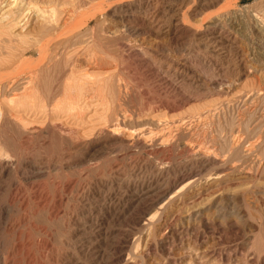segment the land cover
I'll return each mask as SVG.
<instances>
[{"label": "rangeland", "instance_id": "rangeland-1", "mask_svg": "<svg viewBox=\"0 0 264 264\" xmlns=\"http://www.w3.org/2000/svg\"><path fill=\"white\" fill-rule=\"evenodd\" d=\"M125 1L93 3L92 0L91 4L87 0L84 3L81 0H26L37 11L41 8L40 17L31 15L23 31L16 27L6 33L0 28V75L3 76L0 80L16 72L26 74L38 65L42 69L45 65L47 69L50 64V69L42 71L46 77H53L44 78L49 81L43 80L40 84L33 103L21 101L22 105L17 102L12 107L6 98L0 97L6 105L0 101L1 107L14 119L24 122L21 121L27 137L32 134L30 144L24 147L25 151H20L24 164L12 165L11 173L0 177V188L4 191L0 190V208L4 207L5 211L0 214V263L9 239L2 226L6 220H17L22 213L18 204L8 208L4 189L16 183L21 194L30 198L31 184L37 181L45 201L41 206L44 211L40 210L43 220L40 225L46 232L42 240L47 248L43 247L41 255L36 257L41 264H264V97L257 95L261 90L264 92V0H143L145 4L133 12L122 8ZM61 7L76 9L70 25L73 27L75 23L77 31L76 38L59 49L61 54L54 62V49L59 47L55 46L58 31L53 14ZM84 21L87 25L81 26ZM38 39L49 50L40 58L35 52L38 45L33 42ZM76 39L83 41L77 43ZM69 77L81 95L68 106L63 90ZM54 99L56 103L62 102L57 106L60 109L54 108ZM235 126L238 134L232 133L237 130ZM60 129L64 134L70 132L66 138L86 148L68 151L65 145L56 147L53 140L60 138ZM5 134L15 138L10 131ZM163 137L168 143H163ZM250 140L255 141L256 147L245 157ZM194 143L210 147L214 150L211 156L216 155L226 163V168H232L224 170L225 178L219 186L234 193L222 196L218 214L212 207L202 221L185 219L182 212L194 204L190 203L194 199L190 194L196 184L211 174L204 171L202 179L198 176L200 180L195 178L196 182L186 189L182 190V186L174 193L171 191L167 197L171 198L162 201V209L151 212L155 218L147 226L143 218L151 214L143 217L146 200L133 202V192L126 191L125 185L155 183V180L164 184L173 181L175 175H186L192 169L191 172L197 171L194 163L202 153L195 151L191 146ZM230 145L238 150L234 152ZM154 146L160 150L159 154ZM35 175L37 178L32 180ZM212 188L205 192H212ZM83 189L87 196L82 197ZM116 197L127 203L128 213L109 222L107 240L97 245L96 231L87 230V219L98 213L102 201ZM56 210L60 215L54 218L52 214ZM69 217H76L73 225L80 227L68 225ZM47 219L49 223L44 222ZM21 232L19 229L16 236ZM96 246L103 249L99 257H95V249L91 250ZM86 247L87 254L81 251Z\"/></svg>", "mask_w": 264, "mask_h": 264}, {"label": "bare ground", "instance_id": "bare-ground-1", "mask_svg": "<svg viewBox=\"0 0 264 264\" xmlns=\"http://www.w3.org/2000/svg\"><path fill=\"white\" fill-rule=\"evenodd\" d=\"M83 2V0H81ZM97 1V0H95ZM93 0V3L95 2ZM127 1V0H126ZM125 1V6H123L122 8H126L125 11H132L133 9H138L140 7H142L145 3V1L143 2V0H128L127 2ZM219 1V0H218ZM92 0H87V3H91ZM147 2V1H146ZM74 3V2H72ZM84 3V2H83ZM91 3V4H93ZM100 3V2H99ZM118 4V3H117ZM147 4V3H146ZM33 4H30L28 2H26V0H0V22H1V25H3L1 28V31H6L9 32L10 30H16L15 28L18 27L19 30H22L26 27L27 25V22H28V19L29 17H31V15H35V16H38L39 11L40 9H38L37 11V8H35L34 6H32ZM97 5V4H96ZM99 6V5H98ZM122 6V5H121ZM147 6V5H146ZM67 7V6H66ZM63 8L61 7L60 10L58 11L57 14H53V15H56V18L53 19L55 20V25L54 23L53 24H49L50 25H54V27L56 26V29L58 31V34L55 35V39H56V45L55 46H58L59 48H55L54 49V55H53V60L54 62H56L55 60L58 58V55L61 54L59 53V49L60 48H63V46H65L64 44H67L71 38L73 39L76 31L75 30L76 26H75V23H74V26L72 27L70 25L71 22H73V20L75 19L76 17V9L75 8ZM100 7V6H99ZM117 7V6H116ZM83 8V7H82ZM102 8V7H101ZM121 8V9H122ZM78 9V8H77ZM80 9V8H79ZM121 9H119L121 11ZM112 10V9H111ZM51 11V10H50ZM53 11V10H52ZM78 11V10H77ZM194 11V10H193ZM117 12V11H116ZM133 12V11H132ZM55 13V12H54ZM78 13V12H77ZM143 13V12H142ZM42 14V13H40ZM90 14V13H89ZM121 15V14H120ZM44 16V15H43ZM108 16V15H107ZM40 17V15L38 16ZM93 17V16H92ZM42 18V17H41ZM90 19V18H89ZM94 19V18H93ZM45 21V20H44ZM43 21V22H44ZM76 21V20H75ZM82 21V20H81ZM90 21V20H88ZM45 23V22H44ZM47 23V21H46ZM49 23V22H48ZM87 21H84L83 22V25L80 24L81 26H86L87 25ZM254 23V22H253ZM72 24V23H71ZM79 24V23H78ZM0 25V26H1ZM40 25V24H39ZM80 25H77L78 28H81ZM141 25V24H140ZM218 25V24H217ZM42 26V25H41ZM80 26V27H79ZM95 26V25H94ZM52 27V26H51ZM96 27V26H95ZM48 28V27H47ZM129 28V27H128ZM209 28V27H208ZM207 28V29H208ZM39 29V28H38ZM37 29V30H38ZM43 29V28H42ZM45 29V27H44ZM43 29V30H44ZM53 29V28H52ZM84 29V28H83ZM95 29V28H94ZM157 29V28H156ZM90 30V29H89ZM132 30V29H131ZM0 31V32H1ZM88 31V30H87ZM199 31V30H197ZM219 31V30H218ZM12 31H10L9 33H11ZM39 32V30H38ZM79 32V31H78ZM95 32V31H94ZM121 32V31H120ZM4 33V32H3ZM46 33V32H45ZM53 33V31L51 32ZM81 33V32H80ZM79 33V34H80ZM86 33V32H84ZM123 33V32H122ZM136 33V32H135ZM157 33V32H156ZM160 33V32H159ZM30 34V33H29ZM35 34V33H33ZM94 34V33H93ZM92 34V35H93ZM120 34V33H119ZM145 34V33H144ZM2 35V34H1ZM4 35V34H3ZM26 35V34H24ZM78 35V34H77ZM81 35V34H80ZM88 35V34H87ZM90 35V34H89ZM91 35V36H92ZM95 35V34H94ZM146 35V34H145ZM46 36V35H45ZM66 36V37H65ZM68 36V37H67ZM79 36V35H78ZM77 36V38H78ZM85 36V35H84ZM26 39H27V36H25ZM31 36L28 37V39H32V37L30 38ZM49 37V36H48ZM80 37V36H79ZM83 37V36H82ZM94 37V36H93ZM38 38V37H37ZM51 38V37H50ZM76 38V36H75ZM86 38V37H84ZM98 38V37H97ZM82 39V38H81ZM96 39V38H95ZM35 40V38H34ZM34 45H38L37 47V50L35 52H38L37 55L39 54V58L40 57H43L46 53V51L48 49H46V45L43 46V45H40V41L39 39L34 41ZM54 40V39H53ZM52 40V41H53ZM74 40V39H73ZM27 41V40H26ZM42 41V40H41ZM83 41V40H82ZM81 42H77V39H76V42L77 43H82ZM87 41V40H86ZM32 42V44H33ZM48 43L46 44H49V41H47ZM24 43V41H23ZM28 43V42H27ZM70 43H73V42H70ZM84 44L85 43V40L83 42ZM97 43V42H95ZM4 44V43H3ZM30 44V43H29ZM74 44V43H73ZM99 44V43H98ZM263 44V43H262ZM28 45V44H27ZM33 45V47H35ZM72 45V44H71ZM76 45V44H74ZM72 45V46H74ZM77 45H80V44H77ZM82 45V44H81ZM96 45V44H95ZM48 46V45H47ZM50 47V45H49ZM48 47V48H49ZM18 48V47H17ZM85 48V47H84ZM82 48V50L84 49ZM16 49V48H15ZM26 49V48H25ZM36 49V47L34 48ZM28 50V49H27ZM78 50V49H77ZM75 50V51H77ZM24 51V50H23ZM49 51V50H48ZM51 51V50H50ZM68 51V50H67ZM74 51V50H73ZM14 52V51H13ZM25 52V51H24ZM53 52V51H51ZM84 52V50H83ZM82 52V53H83ZM18 53V51L16 52ZM76 53V52H75ZM127 53V52H126ZM22 54V53H21ZM50 54V52H49ZM52 54L50 55H47L48 57L51 56ZM75 55V54H74ZM73 55V56H74ZM82 55V54H81ZM13 56V55H12ZM61 56V55H60ZM65 56V55H64ZM47 57V58H48ZM76 57V56H75ZM84 57V56H83ZM45 58V57H44ZM45 58V59H47ZM52 58V57H51ZM43 59V58H42ZM80 59V58H79ZM41 60V59H40ZM49 60H50V57H49ZM60 60V59H59ZM58 60V61H59ZM78 60V59H77ZM38 61V60H37ZM42 61V60H41ZM52 61V60H51ZM49 61V62H51ZM68 60H66L67 62ZM70 61V60H69ZM68 61V62H69ZM40 62V61H38ZM53 62V63H54ZM47 63V62H46ZM52 63V62H51ZM64 63V62H63ZM73 63V62H72ZM71 63V64H72ZM77 63V61H76ZM33 64V63H32ZM40 64V63H39ZM48 64V63H47ZM55 64V63H54ZM54 64L52 65V67L54 66ZM67 64V63H66ZM69 64V63H68ZM75 64V63H73ZM78 64V63H77ZM83 64V63H82ZM85 64V63H84ZM35 65H37L35 63ZM27 66V65H26ZM51 66V64H50ZM48 65V68L50 67ZM89 66V65H88ZM101 66V65H100ZM18 67V65H17ZM47 67V66H46ZM45 65H43V69H45V71L48 69H46ZM56 67V66H55ZM58 67V66H57ZM56 67V69H57ZM21 68V67H19ZM34 68V66H33ZM87 68V67H86ZM22 69V68H21ZM20 69V70H21ZM28 69V68H26ZM25 69V70H26ZM39 65L38 67L28 71V73L26 74H16L17 70L15 71V75L13 76H9L7 75L6 78L0 80V97L2 98H6L7 99V103L9 106H12L14 105L15 103L18 102H21V101H25V102H28V103H33V101L35 99H37V96H36V93H38V89H39V86L40 84L43 82L44 80V83L45 81H49V79H44V78H48L50 77L51 75H48V77H46L43 73V70ZM50 69V68H49ZM52 70V69H51ZM71 70V69H70ZM74 70V69H73ZM44 71V72H45ZM14 72V71H13ZM22 72V71H21ZM27 72V71H26ZM48 73V72H47ZM70 73V72H69ZM73 73V72H71ZM49 74V73H48ZM52 74V73H50ZM54 74V73H53ZM52 74V75H53ZM11 75V74H10ZM73 75V74H72ZM1 76V75H0ZM9 76V77H8ZM85 76V75H84ZM210 76V75H209ZM218 76V75H217ZM3 76H1L0 78H2ZM52 77V76H51ZM50 77V78H51ZM55 79H56V76H54ZM58 77V76H57ZM86 77V76H85ZM68 78V77H67ZM186 78V77H185ZM226 78V77H225ZM53 79V77H52ZM205 79V78H204ZM59 80V79H58ZM61 80V79H60ZM225 80V79H224ZM53 80H51V83ZM66 81V80H65ZM63 81V82H65ZM56 82V81H55ZM87 82V80H86ZM59 83V81H58ZM224 83V82H223ZM48 84V82H47ZM73 84V83H72ZM71 84V79L69 77V79L65 82V86L64 88L66 90H63L65 91V102L68 103V106L70 104H72V101L75 99V98H79L81 95L80 94V91L77 90L75 88V86H72ZM43 85V84H42ZM50 85V84H48ZM85 86V85H84ZM199 86V85H198ZM201 86V85H200ZM217 86V85H216ZM223 86V85H221ZM60 87V86H59ZM57 86V88H59ZM63 87V86H62ZM45 88V87H44ZM46 90L49 89V88H45ZM60 89V88H59ZM80 89V88H79ZM87 89V88H86ZM216 89V88H215ZM40 90V89H39ZM54 92H57L55 91V89L53 88ZM37 91V92H36ZM62 91V92H63ZM204 91V90H203ZM46 92V94H45ZM44 94L46 95L45 97V100L44 102H46V98H47V91H45ZM53 92V91H51ZM59 92V91H58ZM57 92V93H58ZM85 92V93H84ZM83 93L86 94V91H84ZM170 92V91H169ZM202 92V91H201ZM48 93H50V91L48 90ZM56 93V94H57ZM120 93V92H119ZM125 94V92H123ZM63 94V93H62ZM127 94V92H126ZM125 94V95H126ZM38 95V94H37ZM39 95H41L40 91H39ZM49 95V94H48ZM51 95V94H50ZM49 95V96H50ZM119 95V94H118ZM132 95V94H131ZM254 95V94H253ZM258 97L261 98L264 97V92H262V90L260 92H258ZM42 96V95H41ZM254 97V96H253ZM252 97V98H253ZM43 98V97H42ZM124 98V97H123ZM51 99V98H50ZM49 100V98L47 99ZM56 99H54V103H56L55 101ZM120 100V99H119ZM124 100V99H123ZM122 102H125L123 101ZM148 100V99H147ZM190 100V99H189ZM243 100V99H242ZM256 100V99H255ZM259 100V98H258ZM2 102V99L0 100ZM6 101V100H5ZM52 101V100H51ZM64 101V100H63ZM0 102V103H1ZM24 102V103H25ZM49 102V101H48ZM61 102V101H60ZM60 102H57L55 105H54V108H56L58 106V104ZM64 102V103H65ZM244 102V101H243ZM22 103V102H21ZM20 103V104H21ZM23 103V104H24ZM43 103V102H42ZM53 103V104H54ZM62 103V102H61ZM3 105V102L1 103ZM6 104V102L4 103ZM19 104V106H20ZM75 104V103H74ZM245 104V103H244ZM255 104V103H254ZM22 105V104H21ZM35 105V104H34ZM60 105V104H59ZM127 105V104H126ZM226 105V104H225ZM243 105V104H242ZM3 106H6V105H3ZM52 106V104H51ZM122 106V104H121ZM147 106V105H146ZM162 106V105H161ZM246 106V105H245ZM248 106V105H247ZM258 106V105H257ZM262 106V105H261ZM13 107V106H12ZM18 107V106H17ZM29 107V106H28ZM126 107V106H125ZM37 108V107H36ZM53 108V107H52ZM58 109H60L59 107H57ZM68 108V107H67ZM215 108V107H214ZM222 108V107H221ZM241 108V107H240ZM244 108V107H243ZM242 108V110H243ZM257 108V107H256ZM15 109V108H14ZM24 109V108H23ZM49 109V108H48ZM58 109H55V110H58ZM204 109V108H203ZM234 109V108H233ZM248 109V108H247ZM255 109V108H254ZM30 110V109H29ZM42 110V109H41ZM210 110V109H209ZM208 110V111H209ZM212 110V109H211ZM257 110V109H256ZM128 111V110H127ZM232 111V110H231ZM241 111V110H240ZM239 111V112H240ZM19 112V111H18ZM125 112V111H124ZM130 112V111H129ZM238 112V111H237ZM238 112V114H240ZM247 112V111H246ZM13 113V112H12ZM209 114V112H207ZM11 113H7V111H5L1 105H0V177H5V176H8L10 173H11V167L12 165H16L19 164L22 165L24 164L23 161H21V154H20V151L24 150V147H26L28 145L29 142H31L29 140V136L32 135H26V132L24 129V122L22 123L20 120H18L17 118L14 119L12 115H10ZM51 114V113H50ZM122 114V113H121ZM126 114V113H125ZM128 114V113H127ZM213 114V113H212ZM243 114V113H242ZM195 115V114H194ZM205 115V113H204ZM214 115V114H213ZM121 116V115H120ZM190 116V115H189ZM203 116V114H202ZM249 116V115H248ZM132 117V116H131ZM193 117V116H192ZM204 117V116H203ZM255 117V116H254ZM120 118V117H119ZM122 118V117H121ZM194 118V117H193ZM202 118V117H201ZM260 118V117H259ZM118 119V118H117ZM124 119V118H123ZM170 119V118H169ZM199 119V117H198ZM208 119V117L206 118ZM216 119V118H215ZM264 119V118H263ZM168 120V119H167ZM181 120V119H180ZM184 120V118H183ZM195 120V119H194ZM203 120V119H202ZM259 121V119H258ZM264 121V120H263ZM194 122V121H193ZM200 122V121H199ZM208 122V121H207ZM212 123V122H211ZM160 124V123H159ZM178 124V123H177ZM181 124V123H180ZM239 124V123H238ZM254 124V123H253ZM110 125V124H109ZM174 125V124H173ZM183 125V124H182ZM199 125V124H198ZM28 126V125H26ZM123 126V125H122ZM155 126V125H154ZM158 126V124H157ZM181 126V125H180ZM178 126V127H180ZM186 126V125H185ZM201 126V125H200ZM52 127V126H51ZM118 127V126H117ZM187 127V126H186ZM185 127V128H186ZM236 127V126H235ZM243 127V126H242ZM26 128V127H25ZM153 128V127H152ZM175 128H177L175 126ZM182 128V127H181ZM188 128V127H187ZM190 128V127H189ZM210 128V127H209ZM237 128V127H236ZM235 128V129H236ZM138 129V127H137ZM149 129V128H147ZM163 129V128H162ZM166 129V128H165ZM178 129V128H177ZM199 129V128H197ZM202 129V128H201ZM262 129V128H261ZM126 130V129H125ZM132 130V129H131ZM135 130V129H134ZM140 130V129H139ZM176 130V129H175ZM180 130V128L178 129ZM177 130V131H178ZM245 130V129H244ZM7 131H10L12 134L14 133V136L15 138L12 136L10 138H8V135L5 136L6 132ZM64 131V130H63ZM61 132V129H60V132L59 133V136L60 138L58 137L56 140H53V142L55 141L56 142V147H59L61 145H65L67 150H83L86 148V146L84 144H81L79 142H77L76 140L75 141H72L70 138H66L68 137L70 132L68 131H65V132H68V133H65L64 132ZM117 131V130H116ZM149 131V130H148ZM162 131H165V130H162ZM171 131V130H170ZM182 131V130H181ZM218 131V130H217ZM232 131V130H231ZM246 131V130H245ZM50 132V131H49ZM113 132V131H112ZM111 132V133H112ZM134 132V131H133ZM185 132V131H184ZM183 132V133H184ZM187 132V130H186ZM185 132V133H186ZM189 132V131H188ZM187 132V133H188ZM197 132V131H196ZM203 132V131H202ZM30 133V132H29ZM51 133V132H50ZM108 133V132H107ZM116 132H114L115 134ZM119 133V132H118ZM148 133V132H147ZM151 133V132H150ZM172 133V132H171ZM176 133V132H174ZM220 133V132H219ZM228 133V132H227ZM232 133H235V134H238V128L237 130H233ZM253 133V132H252ZM63 134V135H62ZM66 134H69L68 136H65ZM109 134V133H108ZM113 134V133H112ZM113 134V135H114ZM159 134V133H158ZM161 134V132H160ZM180 134V133H179ZM189 134V133H188ZM196 134V133H195ZM52 135V134H51ZM62 135V137H61ZM120 135V134H119ZM132 135V134H131ZM136 135V134H135ZM134 135V136H135ZM138 135V134H137ZM150 135V134H149ZM152 135V134H151ZM150 135V136H151ZM162 135V134H161ZM198 135V134H196ZM234 135V134H233ZM245 135V134H244ZM64 136V137H63ZM139 136V135H138ZM145 136V135H143ZM156 136V135H155ZM158 136V135H157ZM156 136V137H157ZM165 136V135H164ZM235 136V135H234ZM237 136V135H236ZM72 137V136H71ZM117 137V136H116ZM149 137V136H148ZM153 137V136H151ZM159 137V136H158ZM174 137V136H173ZM172 137V138H173ZM224 137V136H223ZM250 137V136H249ZM257 137V136H256ZM8 138V139H6ZM147 138V137H144V139ZM150 138V137H149ZM154 138V137H153ZM151 138V140L153 139ZM160 139L162 137H159ZM192 138V137H191ZM232 138V137H231ZM242 138V137H241ZM143 139V140H144ZM148 139V138H147ZM156 139V138H154ZM158 139V140H160ZM164 137H163V141H164ZM167 139V138H166ZM205 139V138H204ZM207 139V138H206ZM227 139V138H226ZM230 139V138H229ZM237 139V138H236ZM235 139V140H236ZM253 139V137H252ZM255 139V138H254ZM74 140V139H73ZM139 140V139H138ZM157 140V139H156ZM153 143H155V141ZM209 140V139H208ZM222 140V139H221ZM234 140V138H233ZM239 140V139H238ZM33 141V140H32ZM38 141V140H36ZM127 141V140H126ZM125 141V142H126ZM148 141V140H147ZM170 141V140H168ZM175 141V140H174ZM193 141V140H192ZM210 141V140H209ZM240 141V140H239ZM238 141V142H239ZM258 141V140H257ZM143 142V141H142ZM149 142V141H148ZM162 142V141H161ZM195 142V141H194ZM227 142V141H226ZM237 142V141H236ZM255 141H252L250 140V143H248L247 145V149L245 151L244 149V156H248L252 153L253 151V147H256L254 146V143ZM141 143V142H140ZM157 143V141H156ZM165 143V141L163 142ZM168 143V142H166ZM165 143V144H166ZM176 143V142H175ZM30 144V143H29ZM164 144V145H165ZM174 144V143H173ZM191 144V143H190ZM227 144V143H226ZM235 147L238 146V143H233ZM232 144V146H233ZM240 144V143H239ZM32 145V144H31ZM53 145V144H52ZM112 145V144H111ZM115 145V144H114ZM158 145V144H157ZM164 145H161V146H164ZM169 145V144H168ZM171 145V144H170ZM176 145V144H175ZM209 145V144H208ZM214 145V144H213ZM42 146V145H41ZM167 146V145H166ZM165 146V147H166ZM193 148L195 149V151L197 152H201L202 153V157L198 159V162H195L194 165H195V168L197 169V171H189L188 174L186 175H178L176 177L175 175V179L172 181H166L164 184L162 183H158V181L156 182L155 180V183H152V182H141L140 184H126L125 185V189L126 191L128 192H133V198H135L134 200H132L133 202L135 200L138 201V199H144L146 200V203H145V207L144 209L142 208V210H144V215L143 217H146L148 215L151 214V212L153 210H160V207L163 206V204L161 205L162 201L164 200H168L169 198L168 195H171V191L174 193V190L177 189V187H182V190L183 188L186 189V187H189V185L193 184V182L198 178V176L201 175V179H202V173L204 171L208 172L210 171L211 174L207 175L203 182L200 181V183H198V185L196 184V188L195 190L192 192V194H190L191 196H193V198H191V202L190 203H194L192 204V207L184 210L182 213L185 217V219H193L194 220H198V221H202L205 214L207 213V211L213 207L214 211L216 214H218L220 212V208H221V204H222V200L224 199L222 196L225 195V196H231V194H233L234 192L231 190L229 191V189H225V188H222L220 187V182H221V179L225 178V176L223 175L224 174V170L227 169L226 171H228L229 169H232L231 167L229 168H226L225 164L223 162H221L218 157L215 155V156H211L212 151L210 149V147H207V146H200V144H197V143H194L193 145ZM211 146V145H210ZM231 146V145H230ZM232 146L230 148H232ZM35 147V146H34ZM152 147V145H151ZM155 147V146H154ZM159 147V145L157 146ZM155 147V148H157ZM164 147V148H165ZM172 147V146H171ZM228 147V146H227ZM42 148V147H41ZM153 148V147H152ZM175 148V147H174ZM191 148V147H190ZM26 149V148H25ZM135 149V148H134ZM145 149V147H144ZM151 149V148H150ZM161 149V148H160ZM256 149V148H255ZM66 150V149H65ZM148 150V149H147ZM158 151V148L155 149ZM153 150V151H155ZM190 150V149H188ZM211 150V151H210ZM231 150V149H230ZM233 150V148H232ZM235 150H238V149H235ZM235 150H233L235 152ZM258 150V149H257ZM25 151V150H24ZM27 151V150H26ZM63 151V150H62ZM138 151V150H137ZM150 151V150H149ZM156 151V152H157ZM194 151V152H195ZM221 151V150H220ZM228 151V150H226ZM35 152V151H34ZM71 152V151H70ZM81 152V151H80ZM160 150L157 152L159 154ZM163 152V151H162ZM232 152V151H231ZM30 153V152H29ZM151 153V152H150ZM168 153V152H166ZM217 153V152H215ZM264 153V152H263ZM63 154V153H62ZM140 154V153H139ZM155 154V153H154ZM165 154V153H164ZM27 155V154H26ZM72 155V154H71ZM75 155V154H74ZM149 155V154H148ZM161 155V154H160ZM23 156V155H22ZM232 156V155H231ZM234 156V155H233ZM29 157V156H28ZM235 157V156H234ZM24 158V157H23ZM144 158V157H143ZM264 158V156H263ZM62 160V159H61ZM232 161V160H231ZM25 162V161H24ZM162 164V163H161ZM160 164V166H161ZM262 164V163H261ZM181 165V164H180ZM230 165V163H229ZM263 165V164H262ZM131 166V165H130ZM139 166V165H138ZM148 166V165H147ZM146 166V167H147ZM155 166V165H154ZM169 166V165H168ZM237 166V165H236ZM153 167V166H152ZM166 167V166H165ZM228 167V166H227ZM259 167V165H258ZM262 167V166H261ZM16 168V167H15ZM93 168V167H92ZM157 168V167H156ZM159 168V167H158ZM189 168V167H188ZM256 168V167H255ZM260 168V167H259ZM264 168V166L262 167ZM130 169V168H129ZM138 169V168H137ZM181 169V168H180ZM19 170V169H18ZM114 170V169H113ZM134 170V169H133ZM139 170V169H138ZM146 170V169H145ZM153 170V169H152ZM163 170V169H162ZM250 170V169H249ZM38 171V170H37ZM142 171V170H141ZM148 171V170H147ZM158 171V170H157ZM155 171V172H157ZM161 171V170H160ZM158 171V172H160ZM181 171V170H180ZM188 171V170H187ZM230 171V170H229ZM257 171V170H256ZM255 171V173H256ZM163 172V171H162ZM161 172V173H162ZM165 172V171H164ZM264 172V170L262 171ZM261 172V173H262ZM108 173V172H107ZM181 173V172H180ZM206 173V174H208ZM254 173V174H255ZM114 174V172L112 173ZM140 174V173H139ZM145 174V173H144ZM166 174V173H164ZM205 174V173H204ZM161 175V174H160ZM163 175V174H162ZM172 175V174H171ZM14 176V175H13ZM12 176V177H13ZM152 176V175H151ZM167 176V175H166ZM227 176V175H226ZM22 177V176H21ZM109 177V176H108ZM165 177V176H164ZM35 178H37V176L35 175L33 177L32 180H35ZM161 178V177H160ZM173 178V177H172ZM196 178V179H195ZM200 178V177H199ZM198 178V179H199ZM227 178V177H226ZM142 179V178H141ZM154 179V178H153ZM162 179V178H161ZM168 179V178H167ZM195 179V180H194ZM197 179V180H198ZM200 180V179H199ZM1 181V180H0ZM145 181V180H144ZM165 181V180H164ZM186 181H189V183L186 184V186H184L185 182ZM249 181V180H248ZM252 181V180H251ZM256 181V180H255ZM34 183L31 184V187H30V198H26L24 195L21 194L22 190H20L18 184L16 183H10L8 185V188L7 189H4L5 192H6V205L8 206V208L10 206L14 207L13 205L15 204H18L17 207L19 206V209L22 213L21 216L15 221H9V220H6L4 222V225L2 226V230H4V232L7 233L6 236H9V239H8V244H7V248L5 249L3 255H2V258H1V263L0 264H41V262L39 263L38 259L36 258L37 256H40L41 255V252H42V249L43 247L45 248L46 244L44 243V241L42 240V236L46 233L44 232L45 230L42 229V222L43 221L41 218H42V215L40 216V210L42 211L41 209V206H42V203H43V195L42 193L40 192V186L39 184L37 183V181H33ZM154 182V181H153ZM196 182V181H195ZM262 182V181H261ZM95 183V182H94ZM75 184V183H74ZM216 184V186H215ZM1 185V184H0ZM86 185V184H85ZM90 185V184H89ZM181 185V186H180ZM195 185V184H194ZM5 186V185H4ZM74 187V186H73ZM213 187V188H212ZM2 188V187H1ZM1 191H3V189H1ZM70 188V187H69ZM85 188V187H84ZM100 188V187H99ZM214 189L212 192L210 191V193H207L205 191H207V189ZM86 189V188H85ZM85 189H83L81 192V195L82 197L86 194V191ZM105 189V188H104ZM112 190V189H111ZM178 190H180V188H178ZM0 191V192H1ZM45 192V191H44ZM70 192V191H69ZM73 192V191H72ZM180 192V191H179ZM178 191L175 192V193H179ZM4 193V191H3ZM204 193H207V194H204ZM88 194V192H87ZM177 195V194H176ZM87 196V195H85ZM81 197V196H80ZM227 199V198H226ZM83 200V199H82ZM130 200V199H128ZM53 201V200H52ZM141 201V200H139ZM45 202V201H44ZM124 200L122 201L121 198H114V199H111L109 200L108 202H105V201H102L100 204H99V211L98 213L95 212V214H93V218H88L87 219V222H86V226H87V230L90 229V231H96V234H97V245L101 244V242H103V239H106V235H108L107 233L109 232L108 231V224L109 222H111L112 220H115V219H118L121 215H125L124 212L125 211V208L127 207V203H123ZM129 202V201H128ZM178 202V201H177ZM144 203V202H143ZM165 203V202H164ZM28 204L31 205L30 209L28 208ZM90 204V202H89ZM129 204V203H128ZM136 204V203H135ZM139 204V203H138ZM5 205V204H4ZM98 205V203H97ZM96 205V206H97ZM143 205V204H142ZM44 206V205H43ZM90 206V205H89ZM93 206V205H91ZM131 206V205H130ZM139 206H141L139 204ZM158 206V207H157ZM16 207V208H17ZM7 208V209H8ZM134 208V207H133ZM97 209V208H96ZM131 209V208H130ZM135 209V208H134ZM162 209V207H161ZM180 209V208H179ZM10 210V209H8ZM4 211V207L0 208V214ZM44 211V210H43ZM42 211V212H43ZM49 211V210H48ZM131 211V210H130ZM129 211V212H130ZM156 211V212H157ZM5 212V211H4ZM54 213L52 214V216H54V218H57L59 215H60V212L59 211H53ZM51 213V212H50ZM89 213V212H88ZM124 213V214H123ZM128 213V212H126ZM154 213V212H153ZM152 215V214H151ZM149 216V217H146L145 219L143 218V221H146V225L147 223H149V221H151L152 218H155L154 217V214L152 216ZM178 215V214H177ZM176 215V216H177ZM156 216V214H155ZM158 216V214H157ZM207 216V215H206ZM124 217V216H123ZM9 218V217H8ZM49 218V217H48ZM136 218V217H135ZM50 219H51V216H50ZM49 219V220H50ZM134 219V218H133ZM139 219V218H138ZM4 220V219H3ZM33 220V221H31ZM45 220V218H44ZM57 220V219H56ZM83 220V219H82ZM121 220V219H119ZM155 220V219H154ZM52 221V220H51ZM79 221V220H77ZM116 221V220H115ZM136 221V220H135ZM142 221V220H141ZM44 222H48V219ZM54 222V221H53ZM76 222V217H69L68 218V225L69 224H75ZM137 222V221H136ZM140 222V221H139ZM144 223V222H141V224ZM42 224V225H40ZM77 224V223H76ZM139 224V223H138ZM71 225V226H72ZM85 225V224H84ZM144 225V224H143ZM150 225V224H149ZM42 226V227H41ZM70 226V227H71ZM74 226H77V225H73ZM148 226V225H147ZM144 225V227H147ZM78 228L80 226H77ZM77 227H74V228H77ZM44 228V227H43ZM73 228V229H74ZM19 229H22V232L20 234L17 235V231ZM72 229V230H73ZM143 229V228H141ZM63 231V230H62ZM85 231V230H83ZM44 232V233H43ZM50 232V231H49ZM54 232V231H53ZM75 232V231H74ZM77 232V231H76ZM90 233V232H89ZM48 234V233H47ZM94 234V233H93ZM54 235V234H53ZM48 236V235H46ZM73 236V235H72ZM95 236V235H94ZM46 238V237H44ZM88 238V237H87ZM102 238V239H101ZM108 238V236H107ZM55 239V238H54ZM99 239V241H98ZM45 240V239H44ZM91 240V238H90ZM107 240V239H106ZM95 242V240H93ZM92 241V242H93ZM47 242V240H46ZM93 242V243H94ZM3 243V242H2ZM90 243V242H89ZM88 243V244H89ZM105 244V242H104ZM120 244V243H118ZM131 244V243H130ZM135 244V243H134ZM91 245V244H90ZM113 245V244H112ZM6 246V245H5ZM48 246V245H47ZM88 246V245H87ZM93 246V244H92ZM106 246V245H105ZM129 246V245H128ZM47 248V247H46ZM45 248V249H46ZM84 248V247H83ZM87 248L84 250H81V251H85V253L87 254ZM91 248V247H90ZM102 248V247H101ZM100 246H96L95 248H92L91 250H94L95 249V257H99V253H100ZM107 248V247H106ZM124 248V247H123ZM44 249V251H45ZM120 249V248H119ZM78 250V249H77ZM103 249H101L102 251ZM115 251V250H114ZM127 251V250H126ZM88 253H90V251H88ZM116 253V252H115ZM118 253V252H117ZM84 254V253H82ZM93 255V254H92ZM50 256V255H49ZM127 258V257H126ZM51 259V258H50ZM87 259V258H86ZM72 260V259H71ZM111 260V259H110ZM109 260V261H110ZM46 261V260H45ZM108 261V262H109ZM113 261V260H112ZM55 262V261H54ZM117 262V261H116ZM67 263V262H66ZM73 263V262H72ZM93 263V262H92ZM113 263V262H112ZM75 264V263H74ZM115 264V263H114Z\"/></svg>", "mask_w": 264, "mask_h": 264}]
</instances>
